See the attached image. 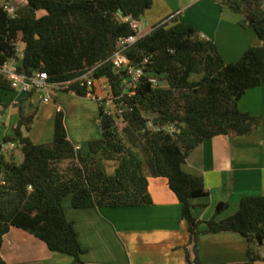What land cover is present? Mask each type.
Returning a JSON list of instances; mask_svg holds the SVG:
<instances>
[{
	"label": "trees",
	"instance_id": "obj_1",
	"mask_svg": "<svg viewBox=\"0 0 264 264\" xmlns=\"http://www.w3.org/2000/svg\"><path fill=\"white\" fill-rule=\"evenodd\" d=\"M23 1L25 5L10 16L0 0V70L17 58L21 41L19 73L45 72L49 82L67 83L65 92L86 98L92 91L75 80L96 68L93 77L108 78L111 94L122 95L125 72H117L110 59L121 39L137 34L132 23L140 22L154 0ZM213 1L243 14L261 45L227 64L217 45L204 39L196 27L172 20L155 26L126 52L134 66L148 60L136 95L120 99L131 110L112 117L99 103L102 138L89 143V155L78 152L69 140L61 110L53 141L34 143L29 133L38 107L24 106L34 93L17 105L20 120L14 136L0 140V264H7L1 247L13 227L40 239L50 251L70 256L72 264H85L86 251L75 223L66 216L65 201L70 199L74 209L150 206L148 175L167 179L182 205L193 244L187 264H205L198 247L203 225L211 234L241 235L248 243L245 264L264 260V196L244 197L238 212L224 220L218 216L228 205L220 203L212 219L199 221L193 216L192 201L207 198L209 191L203 177L183 170L190 154L204 142L220 136L246 137L261 125L259 117L239 109V102L249 90L264 84V0ZM40 12L45 15L39 17ZM192 76L201 78L191 80ZM153 80L160 83L158 87ZM0 90L14 91L3 76ZM9 106L0 103V115ZM168 126L180 133L164 130ZM12 143L23 155L21 163L4 150ZM98 155L103 162H116L112 174Z\"/></svg>",
	"mask_w": 264,
	"mask_h": 264
},
{
	"label": "crops",
	"instance_id": "obj_2",
	"mask_svg": "<svg viewBox=\"0 0 264 264\" xmlns=\"http://www.w3.org/2000/svg\"><path fill=\"white\" fill-rule=\"evenodd\" d=\"M169 17L172 22L196 27L204 39L217 45L227 64L238 62L249 48L261 45L255 30L245 23L243 14L235 13L213 0H154L151 9L138 23L140 35L144 37L150 34L155 26ZM25 97V94L17 91L0 90V103L10 105L0 115L1 141L2 130L7 137L14 136L13 130L20 120L17 105ZM75 97L78 96L73 93L71 97L60 94L56 96L54 104L53 101L47 103L43 113L39 109L38 96L24 102L26 107L30 103L38 107V116L29 133L33 142L38 121L45 116L48 119L42 127L46 128L40 134V142L34 143L52 142L56 114L61 110L65 112L69 140L80 148L78 152L90 154L89 143L102 138L99 117L89 122L96 120L100 130L90 129L82 135L75 133L72 129L83 120L70 124L66 107L61 106L65 105L67 99L70 102L78 100ZM86 99L94 98L87 96ZM239 109L259 117L260 127L246 137L220 136L204 142L190 154L183 166L186 173L203 177L209 191L207 198L192 201L193 216L199 221L212 219L220 203L228 205L218 216V220H224L238 212L244 197L264 196V84L249 90L239 102ZM44 138L49 140L44 141ZM14 149L20 150L15 143L4 146L5 152ZM148 180L153 200L150 206L74 209L70 199L65 201L66 216L75 223L79 241L86 251L82 257L85 264H187V252H193V244L190 243L188 223L182 218V205L171 191L167 179L148 175ZM198 247L200 259L205 264L248 262V243L236 233L211 234L203 225ZM1 256L7 264L73 262L70 256L50 251L43 241L14 227L4 237ZM255 264H264V260Z\"/></svg>",
	"mask_w": 264,
	"mask_h": 264
},
{
	"label": "built area",
	"instance_id": "obj_3",
	"mask_svg": "<svg viewBox=\"0 0 264 264\" xmlns=\"http://www.w3.org/2000/svg\"><path fill=\"white\" fill-rule=\"evenodd\" d=\"M4 10L10 15L14 16L17 7L11 3V0H2ZM139 22H133L132 26L137 31L136 35L129 36L127 38L121 39L118 42V50L110 59L113 64L114 69L117 72H125V77L122 81L123 93L120 97H115L111 94V86L108 78L95 79L93 77L94 70L92 68L87 70L85 74L76 79L81 83L83 87L92 91L89 93V97L96 99L101 105L105 107L104 112L108 116H119L124 115L125 112L131 109L124 102H120V99L124 95L134 96L136 95L138 87L141 85L143 78L146 76L145 64L148 60H145L143 65L134 66L130 63L129 59L126 57V52L133 47L141 38ZM23 58L22 52L18 51L17 58L10 61L0 70V74L6 78L12 86L14 91L20 92L22 94L28 95L34 93L35 96L41 95L45 92V96L39 97L44 103H49L53 100V95L56 93L58 88L66 84H57L49 82V77L45 72H37L33 75H27L19 73L17 68L19 66L20 60ZM153 85L158 87L159 83L153 80ZM156 130H159L156 128ZM164 130L171 134L180 133V130L175 126H168ZM80 148L77 147L78 151Z\"/></svg>",
	"mask_w": 264,
	"mask_h": 264
},
{
	"label": "rangeland",
	"instance_id": "obj_4",
	"mask_svg": "<svg viewBox=\"0 0 264 264\" xmlns=\"http://www.w3.org/2000/svg\"><path fill=\"white\" fill-rule=\"evenodd\" d=\"M11 3L14 4L15 7H21L23 5H25V2L23 0H11ZM39 17H42L43 15H45V12H40L38 13ZM174 16V15H173ZM172 18V17H171ZM170 20L166 19L165 21H163L162 23L166 22ZM18 51L22 52V50L24 49V45L21 41H19L18 45H17ZM201 77L200 76H192L191 80H199ZM160 84V83H159ZM68 85H63L60 86L57 90L56 93L53 95V104L54 101L56 99V96L58 95H64V96H68L71 97V93L69 92H65V89L67 88ZM64 92V93H63ZM66 93V94H65ZM42 98L43 96H45V92H43L42 94ZM41 95H37L39 97H41ZM78 100H72L71 102L67 99V101L65 102V105H61V106H65L66 107V112H68V115L70 116V124H76L75 122H77L78 120H83L82 122H80V124H78L76 127H74L72 130H75V133H78V135H82V134H87L89 132L90 129H96V131L99 129L98 124L96 123V120L94 123H90V120H94V118L97 116V118L99 117V102L97 100L94 99H86V98H82V97H75ZM41 99V98H40ZM39 103V100H38ZM64 104V103H63ZM40 107L39 109H42V113L44 112V108L47 107L48 105L46 103H44L42 100H40ZM35 107L37 106H33V108L35 109ZM64 108V107H63ZM65 113V112H64ZM46 117V116H45ZM45 117H41L40 120L37 123V129L33 134V138H34V142L38 143L40 142V137H41V132L43 129L42 128L44 125L47 124V117L45 119ZM96 119V118H95ZM124 127V124L121 123L120 121L118 122V128L119 130H122ZM100 130V129H99ZM92 136V135H89ZM7 134L5 133L4 130H2V138H6ZM49 140V139H48ZM47 139L44 138V141H48ZM53 141V140H52ZM96 141V140H95ZM51 143V141H48ZM47 144V143H44ZM7 155L10 157L11 154H14L16 157L17 162H22L23 161V155L20 152V150L18 149H14L12 151H6ZM97 159L99 160L100 164L104 165L105 170L109 173L112 174L113 170H114V165L116 164V162H106V161H102V156L98 155Z\"/></svg>",
	"mask_w": 264,
	"mask_h": 264
}]
</instances>
